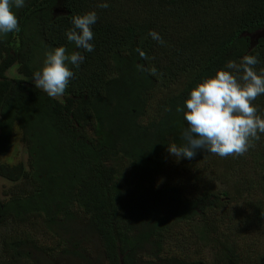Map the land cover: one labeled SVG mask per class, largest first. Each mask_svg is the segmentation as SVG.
I'll return each instance as SVG.
<instances>
[{
  "label": "trees",
  "instance_id": "16d2710c",
  "mask_svg": "<svg viewBox=\"0 0 264 264\" xmlns=\"http://www.w3.org/2000/svg\"><path fill=\"white\" fill-rule=\"evenodd\" d=\"M0 10V264H264V0Z\"/></svg>",
  "mask_w": 264,
  "mask_h": 264
},
{
  "label": "rangeland",
  "instance_id": "374dc122",
  "mask_svg": "<svg viewBox=\"0 0 264 264\" xmlns=\"http://www.w3.org/2000/svg\"><path fill=\"white\" fill-rule=\"evenodd\" d=\"M17 70H18L17 68L13 67L11 71H8L7 72V75L10 78H19V79H21L22 76L17 72ZM37 85L40 86V87H42L43 89L47 90L48 92L52 93V95L56 96L57 98H61L60 95H58L57 93H55L54 86H50L47 82H44V81L43 82H38ZM21 160L23 161L24 166H25V164L27 163L26 162L27 161L26 155L22 154ZM25 170H26V168H25ZM25 184H27V182L25 180L24 181L23 180H19L17 182H11V181L7 180L6 178H3L2 176H0V201L5 200L8 197V195H11V192L12 191L15 194L16 191H18L19 189L22 190L24 188V185ZM36 221H37V226H40V227L38 229L39 231L37 233H33V235H38L39 233H41V230H42V226H41L42 225V220H41V218H39V217L36 218ZM79 230H80V227L77 226L76 227V231L78 232ZM5 232H6V227H0V235L4 234ZM184 234H188V235H190V237L193 238V234L191 233V230L185 232ZM54 240H49V239H44L43 240V251L40 252L39 254H37L39 263L42 264L41 261H40L41 257H43V258H50V257H52V262L54 264H75V262L77 261L76 259H75V261H71L73 259H71L70 261L69 260L68 261H65V260H63L61 258L59 259L58 256H56L59 253V251L62 249V247H60L57 250V252L54 253L50 257L49 256H45V255H42V253L45 252V250H47L48 247L49 248L51 246H52L51 248H54L55 247L56 241H54ZM193 240L194 239H192V244H191L192 246L190 248V254L195 255L198 246H197V244H194L193 243ZM78 243H79L78 250L79 249H82L83 251L86 250V251L91 252V253L94 252V247L96 246V240L93 239L92 242H90V243H87V242H78ZM38 248H42V247L39 246ZM199 251H200L201 255L204 256L203 259H205V261H209V259H210L209 248L208 247H205V248L200 249ZM87 261H89L91 264H93L96 261H98V258L91 257V258H88ZM67 262H69V263H67Z\"/></svg>",
  "mask_w": 264,
  "mask_h": 264
},
{
  "label": "flooded vegetation",
  "instance_id": "af4514ba",
  "mask_svg": "<svg viewBox=\"0 0 264 264\" xmlns=\"http://www.w3.org/2000/svg\"><path fill=\"white\" fill-rule=\"evenodd\" d=\"M56 12H61V11L56 10ZM18 25L19 24H14L13 25L14 30H16L18 28ZM0 31H1V20H0ZM3 54H4V52L2 51V54H0V65L2 63L1 58H2ZM13 67H11V68L9 67L8 69L3 70V74L5 76H7L6 77L7 80L9 79V80H13L14 81V78H10L7 75V72L11 71ZM0 81H3V80H0ZM0 106L2 107V105H0ZM15 138H16V136H11L10 135L9 136V139H10L9 142H11V144H10V146H8L9 149L7 148V151H5L3 153H0V172L1 173H3L2 170H3V167H5V162L8 164V166H12L13 167V165H17L19 162L22 161L21 160V156H22V153H23V147L19 144V142ZM0 146H1V144H0Z\"/></svg>",
  "mask_w": 264,
  "mask_h": 264
}]
</instances>
